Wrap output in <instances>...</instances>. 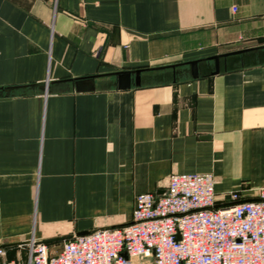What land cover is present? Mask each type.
<instances>
[{
    "label": "crops",
    "instance_id": "1",
    "mask_svg": "<svg viewBox=\"0 0 264 264\" xmlns=\"http://www.w3.org/2000/svg\"><path fill=\"white\" fill-rule=\"evenodd\" d=\"M263 44L264 0H0V87ZM174 173L213 174L219 196L264 186V65L179 85L0 99V246L35 234L61 247L129 224L135 197L162 193ZM6 249L15 259L18 246Z\"/></svg>",
    "mask_w": 264,
    "mask_h": 264
},
{
    "label": "built area",
    "instance_id": "2",
    "mask_svg": "<svg viewBox=\"0 0 264 264\" xmlns=\"http://www.w3.org/2000/svg\"><path fill=\"white\" fill-rule=\"evenodd\" d=\"M210 173H174L165 195L139 194L133 221L73 236L59 249L33 234L0 264H264V186L219 196ZM235 204V205H233Z\"/></svg>",
    "mask_w": 264,
    "mask_h": 264
},
{
    "label": "water",
    "instance_id": "3",
    "mask_svg": "<svg viewBox=\"0 0 264 264\" xmlns=\"http://www.w3.org/2000/svg\"><path fill=\"white\" fill-rule=\"evenodd\" d=\"M264 65V44L215 54L209 57L135 69H117L84 77L47 80L21 86L0 87V99L28 96L84 94L110 91H129L143 88L179 85L191 81L212 78L231 72ZM167 191L157 196L165 195ZM235 205V204H233ZM84 231L72 236H84ZM71 235H65L68 238ZM45 241V239H40ZM27 242L4 244L25 246Z\"/></svg>",
    "mask_w": 264,
    "mask_h": 264
},
{
    "label": "rangeland",
    "instance_id": "4",
    "mask_svg": "<svg viewBox=\"0 0 264 264\" xmlns=\"http://www.w3.org/2000/svg\"><path fill=\"white\" fill-rule=\"evenodd\" d=\"M246 188V187H245ZM250 189V188H249ZM255 189H258V188H255ZM255 189H250L251 191L249 192V193H255ZM26 238H28V237H26ZM63 237H56V238H53V239H62ZM52 240V239H51ZM60 244H56V245H54L53 247H55L54 249H57V248H59L60 246H59Z\"/></svg>",
    "mask_w": 264,
    "mask_h": 264
}]
</instances>
